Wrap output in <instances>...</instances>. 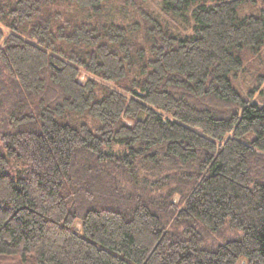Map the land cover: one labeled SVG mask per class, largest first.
Instances as JSON below:
<instances>
[{"label":"trees","instance_id":"16d2710c","mask_svg":"<svg viewBox=\"0 0 264 264\" xmlns=\"http://www.w3.org/2000/svg\"><path fill=\"white\" fill-rule=\"evenodd\" d=\"M159 2L0 0V264H264V0Z\"/></svg>","mask_w":264,"mask_h":264},{"label":"rangeland","instance_id":"374dc122","mask_svg":"<svg viewBox=\"0 0 264 264\" xmlns=\"http://www.w3.org/2000/svg\"><path fill=\"white\" fill-rule=\"evenodd\" d=\"M159 5H160L159 0H150V7L155 12L159 13L162 17H166V15L159 10V7H160ZM253 58L254 57L250 58L249 63H247L248 73H246V75L241 74V76H238L236 79L237 82L235 81V84L239 85V87L238 85L237 87L244 94L248 90H250L251 88H254L258 84L257 89H256L257 91L254 93L253 97H251L250 99L251 101L260 102V101H264V51L262 52V56L260 58H256V59H253ZM252 59L253 61H250ZM256 72L259 73V76L263 75V77H260L259 80L257 79L259 77L254 79L253 74ZM175 200H177V197H175ZM239 264H244V261H241Z\"/></svg>","mask_w":264,"mask_h":264}]
</instances>
